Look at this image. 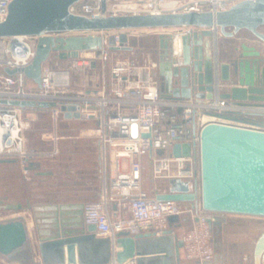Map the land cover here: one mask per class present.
Returning <instances> with one entry per match:
<instances>
[{
    "label": "water",
    "instance_id": "1",
    "mask_svg": "<svg viewBox=\"0 0 264 264\" xmlns=\"http://www.w3.org/2000/svg\"><path fill=\"white\" fill-rule=\"evenodd\" d=\"M81 0H12L9 13L0 22V38L18 35H38L32 62L23 68L25 74L41 84L43 64L51 55L67 60L78 57L81 51L91 50L100 57L106 50H132L148 47L158 53L156 75L160 94L164 99L183 100L190 97L214 99L220 97L240 107L259 110L245 113L208 112L221 121L206 123L200 132V190L189 181L175 178L167 181L166 191L156 190L158 200H174L201 207L205 211L264 216V52L255 45L242 43L235 47L237 55L222 61L219 38L233 37L247 30L264 44V0H242L227 10L167 12L160 14H119L88 17L71 12L70 7ZM106 10V0H101ZM191 27L180 35L162 32L154 44L143 37L129 36L128 29H169ZM68 30H120L119 42L109 44L104 34H77L53 37L46 32ZM115 36V35H114ZM180 36L181 54L175 52V39ZM91 66H97L92 60ZM14 74L19 69L5 66ZM224 84H240L243 88L223 91ZM21 108H47L53 101L2 100ZM65 118H80L75 106H61ZM74 111V112H73ZM150 136V133L144 134ZM175 156L197 154V146L175 143ZM150 150V155H152ZM159 155L163 150H157ZM0 162H17L1 158ZM29 168L40 169V164L29 163ZM45 171L38 172L44 175ZM6 209L21 211L33 208L27 202L0 200ZM84 204L72 212H65L60 204H47L45 218L33 217L37 230V248L45 264H182L184 239L175 228L187 219L182 215L168 217L169 228L162 234L153 230L131 234L118 231L113 238L100 237L96 225L83 218ZM198 216L195 220H198ZM189 221V220H188ZM212 232L218 235L224 221L218 216L208 217ZM35 246V247H36ZM117 251L115 252V247ZM34 245L24 215L0 220V257L22 264L34 263ZM215 247V245H214ZM65 249L67 258L65 260ZM132 261V262H130ZM204 262L203 264H211ZM254 264H264V231L258 237L253 253Z\"/></svg>",
    "mask_w": 264,
    "mask_h": 264
},
{
    "label": "built area",
    "instance_id": "2",
    "mask_svg": "<svg viewBox=\"0 0 264 264\" xmlns=\"http://www.w3.org/2000/svg\"><path fill=\"white\" fill-rule=\"evenodd\" d=\"M240 1L242 0H106V10L103 12L101 0H81L72 5L70 10L88 17L218 12L227 10ZM11 2L12 0H0V22L6 19ZM179 28H186L185 32L191 29H176ZM138 30L128 29L126 32L129 36L142 37ZM150 30L162 33L172 29ZM74 32L83 35L100 33L104 34L106 40L111 34L109 31L68 30L46 32L45 35H77L71 34ZM120 32H114L117 43ZM38 39V35L0 38V159H16L23 173L28 175L31 170L29 163L41 157L42 152L28 147L25 130L29 122L23 119L22 113L29 109L48 111L57 125L59 117L63 116L61 106H75L81 119L94 120L97 123L90 133L99 141L101 163L102 186L99 199L85 204V222L95 224L96 233L100 237L113 238L122 230L129 231L132 235L153 230L160 235L169 228V216H181L188 212L190 223L183 234L185 260L193 264L212 261L215 247L207 218L216 216L215 212L205 211L201 207L193 209L190 205L185 209L182 206L184 202L162 201L156 199L154 194L144 192V160L149 158L155 181L179 178L189 181L200 190V132L206 123L221 121L208 112L245 113L259 109L240 107L218 96L214 99H164L161 97L159 80L155 74L157 62L140 65L132 58L112 63L108 84L104 81L101 85L99 77L94 80V75L86 74L83 87L76 88L72 80L73 73L95 70L91 66L92 60L108 61L111 56L109 49L100 57L96 56L95 51L86 50L81 51L76 58H58L59 61L66 62L59 66H47L45 62L39 85L23 71L35 56ZM181 51L180 48L175 52L180 56ZM5 66L19 70L11 75L4 71ZM89 79L94 85L91 88L86 87ZM12 99L53 101L57 105L47 108H21L2 102ZM146 133H150V136H144ZM52 138L59 140L61 136L55 134ZM175 143L196 145L197 154L175 156L171 151ZM157 150H163L164 153L159 155ZM58 151L55 147L47 155L52 156ZM113 205L118 212L115 217L110 211ZM197 216L199 219L195 220ZM109 264L118 263L113 258Z\"/></svg>",
    "mask_w": 264,
    "mask_h": 264
},
{
    "label": "crops",
    "instance_id": "3",
    "mask_svg": "<svg viewBox=\"0 0 264 264\" xmlns=\"http://www.w3.org/2000/svg\"><path fill=\"white\" fill-rule=\"evenodd\" d=\"M186 31V28H179L170 30V32L180 35ZM240 32L233 37L220 36L219 44V56L222 61H227L230 57L236 56L238 53L235 47L241 46L242 43H247L250 45H255L262 52H264V44L255 40L253 42H248L245 39H241L239 36ZM224 39H229L230 42H225ZM255 39V38H254ZM236 40V41H235ZM233 41V42H232ZM239 41V42H238ZM148 48L149 51L153 52L152 48L149 47H136L133 51L146 52ZM97 71V66L94 68ZM157 68L155 69L156 74ZM231 85L232 84H227ZM100 88V87H99ZM223 91H227L224 90ZM45 134L43 135V137ZM67 138L72 139V142H77L79 139V146L77 150L73 152L75 155V167L78 172L74 174L69 173V177L73 179H68L67 182H59L54 178L55 173L52 168H48L45 164V158L48 157V153L52 151L57 144L58 140L52 138L55 144L52 150H47L42 152L43 158L36 159L35 164H40V169H31L28 175L23 173V169L18 162H0V173L7 182H9L10 187L8 189L13 192V195L18 196L17 200L22 201L25 206L27 202L32 205L33 208L21 211H13V213L5 216H1V219L24 215L28 221V229L31 237V241L34 247L37 244V230L35 227L33 217L37 215L38 220H43L46 216L47 210L40 209V206L47 204H60L62 205L65 212L74 211L79 204L84 205L88 202H93L99 199V194L102 186V175H101V163H100V153H99V141L97 137L91 135L90 132H80V134H68ZM91 137H95L92 138ZM28 145V144H27ZM59 146V145H58ZM29 147V145H28ZM31 148V147H29ZM58 148V147H57ZM59 150V149H58ZM45 171L44 175H39L38 172ZM14 181V182H13ZM16 181V182H15ZM162 184V182H159ZM12 184V185H11ZM167 187L155 186L154 190L151 191V195L155 193L156 190L166 191ZM112 216L117 215L116 206L110 208ZM215 215L224 221L223 230L216 235L213 231V242L215 245V257L211 264H254L253 263V253L255 243L261 233L264 231L262 227H254L240 229V226L245 225L249 222L251 216L248 214H236V213H217ZM187 221L180 227H176L175 230L181 234L186 231L189 225L188 215H182ZM234 227H236L234 229ZM65 260L67 258V253L65 249ZM182 264H193L185 260L182 251ZM0 264H22L19 260H14L7 262L0 257ZM33 264H45L41 253L39 252L37 246L34 248V263Z\"/></svg>",
    "mask_w": 264,
    "mask_h": 264
},
{
    "label": "rangeland",
    "instance_id": "4",
    "mask_svg": "<svg viewBox=\"0 0 264 264\" xmlns=\"http://www.w3.org/2000/svg\"><path fill=\"white\" fill-rule=\"evenodd\" d=\"M260 30L264 32V26H262ZM116 31L117 30L109 31V33H111L109 35L110 45L115 43L114 32ZM150 31H151L150 29H139L138 33L142 35L143 38L147 39L146 38L147 36L149 37V36H152V34H154V32H150ZM71 34H79V33L74 32ZM239 36L242 37L241 39L246 38L248 42H253L255 40L260 42V40H258L253 34H251L247 30L240 31ZM224 40L225 42H230L229 39H224ZM148 47L150 48V46ZM132 50H123V49L122 50H111L110 51L111 56L108 61H105V62H102L101 60L97 61V71L95 70H92L91 72L89 70H88L89 72L88 71L87 72L75 71L72 75L74 86L78 89L82 88L83 85L85 84L84 78L86 74L94 75L95 76L94 80L96 77H99L98 81L101 83V85L102 83H104V81H106L108 84L109 76H110V66L115 61H123V60L132 58V59H135L136 62L140 65H150L151 63H154V62L156 63L158 61V54H156L155 52L149 51L148 48L146 49V52H142V51L131 52ZM62 64H66V62L59 61L58 58L54 57L53 55H51L49 59L46 61L47 66H59ZM90 77L91 76H89V78ZM93 86L94 85L89 79L86 87L91 88ZM97 86H99V84H97ZM22 117L24 120L29 122V125L25 130L27 144L29 145V147H32V145H36L38 148H41V149L45 148V149L52 150L53 147L55 146L54 144L55 141L52 140V136H54L55 134H58L59 136H61V138L58 140L59 143L57 144V147L59 149L58 153L52 156L46 157L45 164L48 168H52L54 170V173H55L54 178L58 180L59 182L61 181L67 182L68 179L69 180L73 179V177H69V173L74 174V172L79 171L78 169H74L75 167L74 158L76 154H73V152L77 150V146H79L81 143H79V139L77 142H72V139L67 138L66 136L68 134H80V132H93L92 130L95 129L97 126L96 121L83 120L81 118L68 119V118H64L61 115L58 119L57 125H55L54 119L52 118L51 114L48 111H42V110L37 111V110H30V109L25 110L22 113ZM44 134L45 136L43 137ZM92 138H95V137H91V139ZM159 182H162V184ZM8 185H10L9 182L3 179V176L0 173V200L5 199L7 202L17 200L18 196L13 195V192H11V190L8 189V187H10ZM155 186L163 187V188L167 187V181L165 180L155 181L154 180L153 175H152L151 162L149 158H145L142 188L144 192L151 195L150 193L152 190H154ZM3 205L4 204L0 203V217L13 213L14 210L6 209ZM182 206L183 208L187 209V207L189 206V203H183ZM185 214L190 216L188 212H185L184 215ZM249 218H250L249 222L243 226H240L239 227L240 229L250 228L251 226L262 227L264 229V216L253 215ZM189 222H190V217H189ZM235 228L236 227H234V229ZM187 262L192 263L190 261H187Z\"/></svg>",
    "mask_w": 264,
    "mask_h": 264
},
{
    "label": "bare ground",
    "instance_id": "5",
    "mask_svg": "<svg viewBox=\"0 0 264 264\" xmlns=\"http://www.w3.org/2000/svg\"><path fill=\"white\" fill-rule=\"evenodd\" d=\"M180 48H181L180 36H176V39H175V51L178 52L180 50ZM222 87H223L224 90H227V91L239 90V89L243 88V86L240 85V84H236L234 86L224 84ZM205 118H207V116Z\"/></svg>",
    "mask_w": 264,
    "mask_h": 264
},
{
    "label": "flooded vegetation",
    "instance_id": "6",
    "mask_svg": "<svg viewBox=\"0 0 264 264\" xmlns=\"http://www.w3.org/2000/svg\"><path fill=\"white\" fill-rule=\"evenodd\" d=\"M159 33H156V32H154V34H152V36H147L146 38V40H147V42H148V44H154L155 43V41H156V37L155 36H157ZM154 52V51H153ZM156 53V52H155ZM156 54H158V53H156Z\"/></svg>",
    "mask_w": 264,
    "mask_h": 264
},
{
    "label": "trees",
    "instance_id": "7",
    "mask_svg": "<svg viewBox=\"0 0 264 264\" xmlns=\"http://www.w3.org/2000/svg\"><path fill=\"white\" fill-rule=\"evenodd\" d=\"M31 149H33V150H36V151H39V152H44V151H47V150H49V149H45V148H38L36 145H32V147H31ZM41 158H43V157H38L37 159H41Z\"/></svg>",
    "mask_w": 264,
    "mask_h": 264
}]
</instances>
